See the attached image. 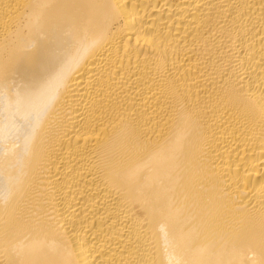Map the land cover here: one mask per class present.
<instances>
[{"label":"bare ground","instance_id":"1","mask_svg":"<svg viewBox=\"0 0 264 264\" xmlns=\"http://www.w3.org/2000/svg\"><path fill=\"white\" fill-rule=\"evenodd\" d=\"M0 264H264V0H0Z\"/></svg>","mask_w":264,"mask_h":264}]
</instances>
